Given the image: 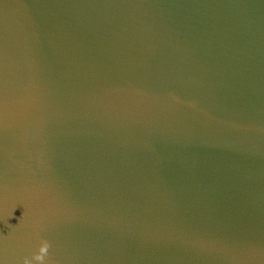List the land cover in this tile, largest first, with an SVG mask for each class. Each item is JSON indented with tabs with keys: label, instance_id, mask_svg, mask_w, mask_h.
I'll return each mask as SVG.
<instances>
[{
	"label": "water",
	"instance_id": "95a60500",
	"mask_svg": "<svg viewBox=\"0 0 264 264\" xmlns=\"http://www.w3.org/2000/svg\"><path fill=\"white\" fill-rule=\"evenodd\" d=\"M0 264H264V0H0Z\"/></svg>",
	"mask_w": 264,
	"mask_h": 264
}]
</instances>
